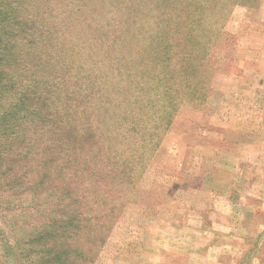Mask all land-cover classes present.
Masks as SVG:
<instances>
[{
	"label": "rangeland",
	"instance_id": "rangeland-1",
	"mask_svg": "<svg viewBox=\"0 0 264 264\" xmlns=\"http://www.w3.org/2000/svg\"><path fill=\"white\" fill-rule=\"evenodd\" d=\"M156 1L41 5L80 84L71 127L83 135L74 151L39 146L55 152L51 197L0 182V264H36L27 236L70 211L102 237L87 264H264V0H200L206 25L189 40L207 50L187 59L196 73L171 65L168 78L160 46L188 31L165 35ZM4 151L3 164L15 156Z\"/></svg>",
	"mask_w": 264,
	"mask_h": 264
},
{
	"label": "trees",
	"instance_id": "trees-1",
	"mask_svg": "<svg viewBox=\"0 0 264 264\" xmlns=\"http://www.w3.org/2000/svg\"><path fill=\"white\" fill-rule=\"evenodd\" d=\"M44 1L0 0V148H6L5 154L14 151V155L17 156V158L11 156V159L3 164L0 155V170H6L4 180L0 182L8 186L7 190L25 182L23 192L36 196L48 193L46 196L51 197L54 192L49 191L55 186L47 167L53 165L52 171L56 169L55 152L44 148L41 153L44 157H37L40 155L37 152L39 146L49 140L61 143L69 151H74L75 141L80 140L83 134L76 137L71 127L74 119L71 113L73 111L71 102L74 100L72 95L80 84L71 82L70 65L63 60L66 51L63 52L64 47L58 38L55 24L48 23L42 16L44 10L41 5L45 3ZM199 2L201 1H156L170 10L171 17L168 15L161 17L164 33L171 28L176 29L172 32L174 36L180 31H188L185 34L187 37L181 34L183 36L181 43L178 40L170 42L168 39L164 40L162 46L159 45L161 51L165 53L163 61L166 78L169 76L168 69L171 65L175 70L178 68L179 71L189 70L196 73L198 68L191 67L187 59L193 58L197 52L207 50L205 45L208 42L207 38L200 40L194 35V38L189 40L194 29L203 30L204 24L206 25L207 20H204V16L207 9ZM178 4L179 7L176 6ZM208 5L214 9L215 0H210ZM28 13L30 17H27ZM215 16L212 14L213 19ZM172 20H175V25L172 24ZM165 35L171 34L166 32ZM172 50L176 51V60L169 54ZM153 62L155 61L151 60V64ZM156 68L155 64L150 69L154 75L158 74ZM193 93L198 94L197 91ZM21 112L24 113L23 116L20 115ZM22 117L24 118L21 119ZM24 131H29L25 137ZM21 151L23 158L19 159ZM35 157L37 159H33ZM72 158L75 159L76 155L74 154ZM29 160H34L33 166L26 169L24 166L29 165ZM67 169L72 175L71 165L57 168V171L61 176ZM18 170H22L21 173H16ZM9 173L12 174L7 177ZM67 177L69 179V176ZM69 191L71 190L66 193L71 194ZM60 194L57 191L55 197ZM58 199H61V196ZM62 200L60 202H63ZM72 201L73 199H68L66 207ZM37 203L39 204V201ZM52 204H55L54 201ZM64 216L63 219L52 218L51 222L46 224V228L27 236L25 245L37 248L39 258L36 259V264H87L90 261L88 254L93 245L102 242V237L97 236L98 233L93 234L87 218L81 224H77L75 222L77 217L73 211ZM9 243L7 240L3 242L5 253H8L11 246Z\"/></svg>",
	"mask_w": 264,
	"mask_h": 264
},
{
	"label": "crops",
	"instance_id": "crops-1",
	"mask_svg": "<svg viewBox=\"0 0 264 264\" xmlns=\"http://www.w3.org/2000/svg\"><path fill=\"white\" fill-rule=\"evenodd\" d=\"M207 260V259H206ZM190 262V261H189ZM206 264H207V261H206Z\"/></svg>",
	"mask_w": 264,
	"mask_h": 264
}]
</instances>
